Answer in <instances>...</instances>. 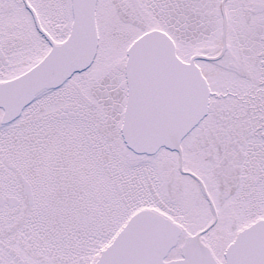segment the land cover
<instances>
[{"label": "snow or ice", "instance_id": "obj_1", "mask_svg": "<svg viewBox=\"0 0 264 264\" xmlns=\"http://www.w3.org/2000/svg\"><path fill=\"white\" fill-rule=\"evenodd\" d=\"M0 264H264V0H0Z\"/></svg>", "mask_w": 264, "mask_h": 264}]
</instances>
